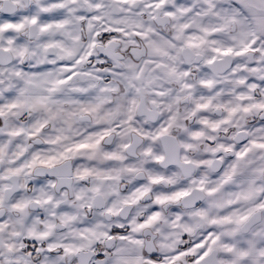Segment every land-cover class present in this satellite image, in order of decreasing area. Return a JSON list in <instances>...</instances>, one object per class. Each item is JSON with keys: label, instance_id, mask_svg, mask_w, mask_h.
<instances>
[{"label": "clouds", "instance_id": "1", "mask_svg": "<svg viewBox=\"0 0 264 264\" xmlns=\"http://www.w3.org/2000/svg\"><path fill=\"white\" fill-rule=\"evenodd\" d=\"M0 264H264V0H0Z\"/></svg>", "mask_w": 264, "mask_h": 264}]
</instances>
